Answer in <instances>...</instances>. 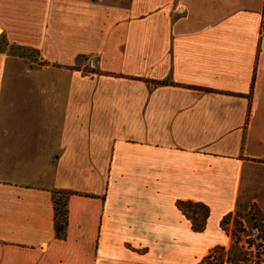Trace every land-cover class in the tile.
<instances>
[{
  "label": "crops",
  "instance_id": "1",
  "mask_svg": "<svg viewBox=\"0 0 264 264\" xmlns=\"http://www.w3.org/2000/svg\"><path fill=\"white\" fill-rule=\"evenodd\" d=\"M253 209L264 0H0V264H199Z\"/></svg>",
  "mask_w": 264,
  "mask_h": 264
},
{
  "label": "rangeland",
  "instance_id": "2",
  "mask_svg": "<svg viewBox=\"0 0 264 264\" xmlns=\"http://www.w3.org/2000/svg\"><path fill=\"white\" fill-rule=\"evenodd\" d=\"M64 194L59 195L58 199H63ZM57 199V200H58ZM196 210L195 207L189 206L190 210ZM201 214V212H200ZM251 216L253 217H245V215L240 217H227L224 223L225 230L232 237L230 243L226 246L227 249L219 250L213 253L216 257H218L221 253L224 254V263L230 264L227 262L226 258L230 255H234V257L238 256L240 253L245 254L249 261L244 264H253L252 261L258 260L257 254L263 260L262 264H264V240L261 238V230L264 231V221L263 217L259 213L258 210L253 209L251 211ZM247 221L248 225L244 224V219ZM254 223L257 224L258 228H254ZM252 244V245H251ZM203 256L199 257L198 261L202 259ZM236 264V263H234ZM241 264V263H239Z\"/></svg>",
  "mask_w": 264,
  "mask_h": 264
},
{
  "label": "trees",
  "instance_id": "3",
  "mask_svg": "<svg viewBox=\"0 0 264 264\" xmlns=\"http://www.w3.org/2000/svg\"><path fill=\"white\" fill-rule=\"evenodd\" d=\"M55 217H56V229L57 233L60 237H65L66 229L68 226V210H67V202L65 196L63 199H58L55 201ZM207 217V212L203 214V221ZM245 217L249 218L251 216V212L245 214ZM253 218V217H252ZM226 219V218H225ZM224 219V223L226 220ZM195 228H202L204 225V222L200 226H196L195 222L193 223ZM254 228H258L257 224L254 223ZM261 238L264 240V231L261 230ZM252 245V244H251ZM219 250H225L223 246H217L215 247L208 255L202 258V260L199 262V264H225L224 263V254L221 253L218 257L213 255L214 252L217 253ZM235 255V254H234ZM234 255H230L226 258L227 262L230 264H244L249 261L248 257L245 254H239L238 256L234 257ZM258 260L252 261L253 264H262L263 260L260 258V256L257 254Z\"/></svg>",
  "mask_w": 264,
  "mask_h": 264
}]
</instances>
